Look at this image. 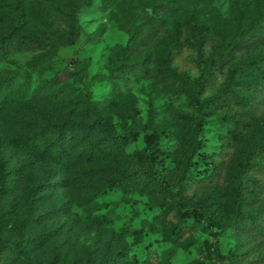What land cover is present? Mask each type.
Instances as JSON below:
<instances>
[{
  "label": "rangeland",
  "instance_id": "obj_1",
  "mask_svg": "<svg viewBox=\"0 0 264 264\" xmlns=\"http://www.w3.org/2000/svg\"><path fill=\"white\" fill-rule=\"evenodd\" d=\"M239 1L242 25L257 14L264 0ZM236 4L235 0L195 4L197 15L210 18L201 54L186 38L171 55V66L183 71L189 81L199 76L204 63L210 69L199 100L225 81L230 64L264 51L262 42L235 49L222 63L215 61L235 33ZM118 14L117 3L103 10H78V37L59 46L31 73L26 91L0 110V174L7 187L0 197V214L8 218L0 226V242L30 240L23 253L8 251L2 264H102V258L115 251L124 259L112 264H264V238L246 241L227 222L231 170L245 144L264 138V97L242 105L199 108L150 78L119 82L111 90L105 60L110 46L126 38ZM183 14L170 16L169 22ZM96 24L101 30L98 40L87 42L84 33ZM160 45L154 42L151 50L160 51ZM31 53L12 51L0 61V74L20 68ZM69 68L76 69L74 77L65 76ZM245 71H234L233 79L246 76ZM52 74L58 78L52 88L54 97L80 94L105 106L114 130L130 134L121 157L132 161L130 168L150 171L160 188L108 187V180L122 172L123 164L109 153L86 158L93 148L80 132L70 134L68 152L84 159L67 167L12 143L13 136H26L53 120L79 119L51 108L35 92ZM149 107L154 121L171 120L173 127H164L154 136L147 125ZM178 176H182L185 199L176 193ZM254 178L264 183V173H255ZM254 201L264 205V192L257 190ZM172 205L179 208L176 218L169 215ZM179 224H188L189 231L178 239L168 237Z\"/></svg>",
  "mask_w": 264,
  "mask_h": 264
},
{
  "label": "trees",
  "instance_id": "obj_2",
  "mask_svg": "<svg viewBox=\"0 0 264 264\" xmlns=\"http://www.w3.org/2000/svg\"><path fill=\"white\" fill-rule=\"evenodd\" d=\"M199 1L201 0H3L0 4V61L16 50H30L32 53L20 68L7 69V72L0 74V110L16 101L21 91H26L31 73L48 61L59 46L71 44L78 37V10H103L114 3L118 4L117 23L126 32V38L123 43H113L110 46L105 60V77L111 90L117 88L119 82L125 84L131 79L150 78L169 92L183 94L191 104L199 108L222 107L231 102L242 105L249 100L264 97V51L260 56L249 54L241 63L230 64L225 81L200 100L198 93L203 89L210 73L206 63L193 82L188 80L183 71L171 66L170 59L174 49L186 38L190 39L197 53L201 54L210 18L205 14L197 15L194 11L193 6ZM235 1V33L215 58L219 63L224 62L235 49L264 42V1L257 14L242 25L239 23L241 1ZM179 11H184L182 17H174L169 22V17L176 16ZM100 31V25L96 24L92 30L84 33L85 40L97 41ZM156 41L161 44L158 52L151 50V45ZM241 69H246L248 74L234 80V71ZM75 74L76 69L69 68L65 76L74 77ZM57 81L58 78L52 74L44 78L35 92L51 108L79 119L53 120L26 136H13L12 143L24 152L46 156L55 165L67 167L84 159L79 153L68 152L71 145L70 134L80 132L89 138L93 148V153L85 156L86 158L109 153L123 164L122 172L115 173L108 180V187L121 191L160 188L150 171L130 168L132 161L121 157L122 147L130 134L126 130H114L105 106L95 101L90 102L80 94L54 97L52 88ZM15 83L16 86L11 88ZM164 123L159 124L153 120L152 109L149 107L147 125L153 129L154 136L164 127H173L174 122L167 120ZM183 168L187 170V164ZM255 173H264V138L242 147L230 175L228 226L252 243H255L252 240L255 236L264 238V205L253 204L256 191L264 192V183L254 178ZM181 178L182 176L176 177L174 186L176 193L185 199ZM6 191L4 175L0 174V197ZM169 215L178 217L179 208L172 205ZM7 220L6 215L0 214V226ZM189 229L188 224H179L167 235L178 239ZM28 243L29 239L9 245L0 242V264L8 251L23 253ZM120 258L124 259L123 255L115 251L108 253L101 262L112 264Z\"/></svg>",
  "mask_w": 264,
  "mask_h": 264
}]
</instances>
